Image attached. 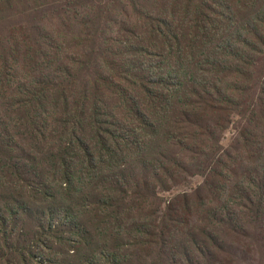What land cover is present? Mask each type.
<instances>
[{
    "label": "trees",
    "instance_id": "obj_1",
    "mask_svg": "<svg viewBox=\"0 0 264 264\" xmlns=\"http://www.w3.org/2000/svg\"><path fill=\"white\" fill-rule=\"evenodd\" d=\"M263 65L264 0H0V264H229L222 207L158 193L264 107Z\"/></svg>",
    "mask_w": 264,
    "mask_h": 264
},
{
    "label": "rangeland",
    "instance_id": "obj_2",
    "mask_svg": "<svg viewBox=\"0 0 264 264\" xmlns=\"http://www.w3.org/2000/svg\"><path fill=\"white\" fill-rule=\"evenodd\" d=\"M258 8L259 5H256L252 10L249 9L251 17H246L247 13H240L235 26L242 27L243 20L256 18L261 12ZM233 9L235 10V7ZM237 11L243 12L244 9H237ZM209 49L211 48L206 47V50ZM198 51L200 52L201 49ZM175 67L176 63H173L170 69ZM256 76H264V65L260 71L256 72ZM257 89L258 86H254V93L258 94L260 90ZM241 107L246 110L244 116L238 119L232 118L226 129L221 132V149L218 150L214 162L207 160L206 153L201 154L200 159L205 162H200V167L195 169V163L189 154L187 162L189 172L179 175L171 189L159 191L158 195L162 202L157 214L161 215L167 201L177 194L192 195L200 192L201 196L205 197V204L222 207L218 214L221 225L218 229L216 223L215 232L224 237V253L227 252L233 256L232 259L223 254V261H229V264H264V151L262 144L264 113L261 112L264 107L254 99L244 101ZM178 131L179 139L190 143L188 134L183 132L182 128ZM173 152L174 149L170 147L162 150V153L168 156H171ZM220 163H223L221 167ZM213 187L217 191L216 198L210 192ZM240 193L244 194L242 199H238L241 196ZM248 195L249 198H247ZM192 204L194 210L190 216V222L193 225L199 224L206 216L204 208L201 204ZM234 204L235 212L231 208ZM81 216V213L77 215V217ZM223 223H227L228 226L223 228ZM224 230L229 235H226ZM94 232L93 224L88 222L78 236L91 235ZM177 236L180 239L186 237L179 231ZM98 238L100 243L101 236ZM159 264H169V260L163 259ZM199 264H207V262L202 260Z\"/></svg>",
    "mask_w": 264,
    "mask_h": 264
}]
</instances>
